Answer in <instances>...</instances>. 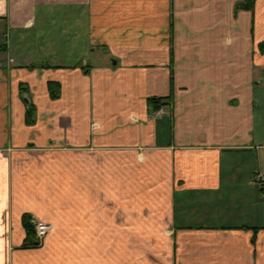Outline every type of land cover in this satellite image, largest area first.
I'll use <instances>...</instances> for the list:
<instances>
[{
    "label": "crops",
    "instance_id": "crops-1",
    "mask_svg": "<svg viewBox=\"0 0 264 264\" xmlns=\"http://www.w3.org/2000/svg\"><path fill=\"white\" fill-rule=\"evenodd\" d=\"M243 1L0 0V264H264V0Z\"/></svg>",
    "mask_w": 264,
    "mask_h": 264
},
{
    "label": "trees",
    "instance_id": "trees-1",
    "mask_svg": "<svg viewBox=\"0 0 264 264\" xmlns=\"http://www.w3.org/2000/svg\"><path fill=\"white\" fill-rule=\"evenodd\" d=\"M255 0H245L243 2H240L237 4V7H247V8H252L254 6ZM260 50H264V40L259 43ZM56 86V87H55ZM49 89H50V94L52 97H56L59 94L60 91V86L58 82L55 81H50L49 82ZM171 100V95L170 96H151L148 98V102L153 108H159L162 105L169 103ZM33 108V107H32ZM32 108L28 109L26 112V118L27 121H32ZM30 214H24L23 216V223L24 226L27 229V235L26 238L23 242L24 246H34V245H39L37 240L35 239L34 236V230L33 227L30 223Z\"/></svg>",
    "mask_w": 264,
    "mask_h": 264
},
{
    "label": "built area",
    "instance_id": "built-area-1",
    "mask_svg": "<svg viewBox=\"0 0 264 264\" xmlns=\"http://www.w3.org/2000/svg\"><path fill=\"white\" fill-rule=\"evenodd\" d=\"M254 179L264 184V169L258 170L254 174ZM30 223L34 230L35 239L40 244L44 239V237L48 234L51 228V223L47 220L40 219L32 215L30 218Z\"/></svg>",
    "mask_w": 264,
    "mask_h": 264
},
{
    "label": "rangeland",
    "instance_id": "rangeland-1",
    "mask_svg": "<svg viewBox=\"0 0 264 264\" xmlns=\"http://www.w3.org/2000/svg\"><path fill=\"white\" fill-rule=\"evenodd\" d=\"M222 203L223 202H220V200H215V201L212 202V205H211L210 208H206V210L211 209V214H209V216H210L209 221H216V222L219 221V217H217V214L220 211L222 212V208L224 207V205ZM232 208L234 209V207H232ZM226 212H228V210H226ZM212 213H214L215 216ZM231 213H234V210H231ZM220 219L222 220V217H220ZM51 228H52V224H51ZM51 228H50V230H51Z\"/></svg>",
    "mask_w": 264,
    "mask_h": 264
}]
</instances>
